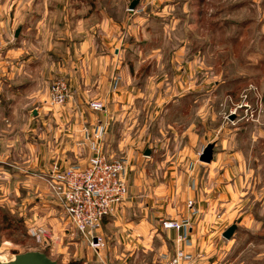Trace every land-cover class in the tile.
Listing matches in <instances>:
<instances>
[{
  "label": "rangeland",
  "instance_id": "1",
  "mask_svg": "<svg viewBox=\"0 0 264 264\" xmlns=\"http://www.w3.org/2000/svg\"><path fill=\"white\" fill-rule=\"evenodd\" d=\"M133 1H78L84 20H73V40L80 39L77 29L81 24L87 30L92 28L93 33L100 30L99 10L120 23L118 51L124 55L126 72L123 79L115 77L113 87L116 89V82L122 80L126 99L89 100L86 104L95 112L97 121L83 128V147L78 152L83 160L77 157L68 165H57L63 168L85 164L93 154L91 134L96 125L103 123L108 127L103 151L109 159L125 158L128 166L145 169L143 177L151 175L154 184L162 179L163 185L174 191L178 178L180 192H187L186 187L194 189L191 179H183L187 168L192 171L189 175L197 179V189L213 188V178H207V171L220 156L221 183L223 188L230 183L237 186L238 201L237 208L225 219L226 224L215 228L220 243L213 246L216 252L212 253L210 264H264V0H137L131 8ZM61 30L56 36L65 41L67 36ZM0 44L1 57V34ZM57 80H65L69 87L64 104L53 103L50 97ZM47 91L51 105L63 106L71 96L69 80L56 76L43 93ZM46 101L41 93L39 104ZM91 102L102 103L103 111H95ZM23 122H15L13 133L27 134L28 139H33L31 131L22 130L26 126ZM2 136L0 154L6 149ZM209 144H214L213 159L206 163L200 157ZM15 161L14 167L0 165L19 171L17 153ZM54 165L38 174L39 190L34 188L33 178L37 176L0 177L1 260L38 250L64 264L62 250L68 243H78L83 258L70 257L67 263L83 264L92 252L100 264H168L176 242L166 238L161 220L183 218L161 217L156 230L159 237L150 247L139 248L124 242L122 224L113 217L98 232L103 245L96 253L88 239L70 223L45 179ZM170 166L177 171L173 175L165 173ZM226 170L232 173L226 175ZM203 175L206 177L202 179ZM38 203L39 210H47L45 216L62 219V228L66 230L63 240L55 236L53 226L39 224L41 211L30 209ZM187 205L192 209L193 199L187 200ZM233 224L237 228L227 239L223 233ZM165 241L167 249L162 252Z\"/></svg>",
  "mask_w": 264,
  "mask_h": 264
},
{
  "label": "crops",
  "instance_id": "2",
  "mask_svg": "<svg viewBox=\"0 0 264 264\" xmlns=\"http://www.w3.org/2000/svg\"><path fill=\"white\" fill-rule=\"evenodd\" d=\"M78 1L82 0H0V34L4 40L0 57V135L6 142V149L0 154V164L14 167L16 153L21 163L19 171L0 165V177L21 176L24 177L22 179H29L33 175L37 176L33 179L36 180L34 188L38 190L40 171L52 164L68 165L78 157L83 147V128L97 121L95 112L86 103L99 98L126 99L120 83L122 80L116 82V89L113 87L115 77L121 76L123 79L126 72L124 55L118 51L121 48L120 34L117 33L120 23L104 10H99L102 17H97L100 19L97 27L100 30L95 31V34L92 28L87 30L81 24L80 29H77L80 39L73 40L71 33L74 21L84 18L78 10ZM86 20L83 21L85 24L88 23ZM60 28L67 36L65 41L56 36ZM56 76H65L69 80L71 96L63 106L51 105L49 97L46 98L48 91L43 93ZM41 93L42 98L47 99L42 106L39 104ZM18 119L25 121L23 123L26 126L22 130L31 131L33 139H28L27 134L13 133ZM17 131L20 132L19 126ZM14 147L19 148L14 150ZM213 162L207 171V178H213V188L201 186L197 189V179L189 175L192 171L187 168L188 175H184L183 179H191L194 184V189L186 187L187 192H180L179 178L175 181L177 191H174L163 185L162 179L154 184L151 175L143 177L145 169L139 165H129L125 200L115 213L106 218L103 225L106 226L115 217L113 220L122 224L125 243L147 248L157 239L156 230L161 217L188 219L189 239L183 245L198 255L199 264H210L212 253L216 252L213 246L220 243L215 228L226 224L225 219L237 208L238 201L237 186L230 183L223 188L218 171L220 156ZM173 168L168 167L165 173L175 174L177 171L174 172ZM225 173L232 172L226 170ZM204 177L206 175L202 179ZM189 199L194 201L192 209L187 205ZM37 205L41 206L38 203L30 209L41 211L37 213L42 220L39 224L53 226L57 231H54L55 236L63 240L66 230L62 228V219H50V216H45L47 210H39ZM64 223L66 227L68 222ZM69 228L73 229L70 223ZM163 231L170 242H174L179 234L175 230ZM164 243L162 252L167 249V242ZM70 244L62 250L64 264L70 257L83 258L84 253L78 243ZM83 264H100V261L89 252Z\"/></svg>",
  "mask_w": 264,
  "mask_h": 264
},
{
  "label": "built area",
  "instance_id": "3",
  "mask_svg": "<svg viewBox=\"0 0 264 264\" xmlns=\"http://www.w3.org/2000/svg\"><path fill=\"white\" fill-rule=\"evenodd\" d=\"M68 88L65 80L55 81L50 93L52 102L64 104L69 96ZM90 105L95 111H103L102 103L91 102ZM107 128L106 123L95 126L91 134L93 154L85 164L63 168L56 164L45 178L70 223L88 239L95 250L103 245L98 232L104 219L111 216L123 203L128 191L127 160L109 159L104 154L103 142ZM87 133L89 135L88 131ZM161 226L166 230L179 232L175 238V252L168 264H199L198 255L188 251L183 245L189 239V220L162 219Z\"/></svg>",
  "mask_w": 264,
  "mask_h": 264
},
{
  "label": "water",
  "instance_id": "4",
  "mask_svg": "<svg viewBox=\"0 0 264 264\" xmlns=\"http://www.w3.org/2000/svg\"><path fill=\"white\" fill-rule=\"evenodd\" d=\"M137 0L133 1L131 8L135 7ZM214 144H209L201 154L200 160L206 163L211 162L213 159ZM149 154V151H146ZM237 228L236 224L231 225L224 233L223 236L227 239L231 238ZM0 264H59L57 260L52 259L46 253L38 250L26 251L15 255L8 260H0Z\"/></svg>",
  "mask_w": 264,
  "mask_h": 264
},
{
  "label": "trees",
  "instance_id": "5",
  "mask_svg": "<svg viewBox=\"0 0 264 264\" xmlns=\"http://www.w3.org/2000/svg\"><path fill=\"white\" fill-rule=\"evenodd\" d=\"M108 217H109V216H108ZM108 217H106V218H108ZM106 218L104 219V222H105ZM104 222H103V224H104ZM67 264H72V263H67Z\"/></svg>",
  "mask_w": 264,
  "mask_h": 264
},
{
  "label": "bare ground",
  "instance_id": "6",
  "mask_svg": "<svg viewBox=\"0 0 264 264\" xmlns=\"http://www.w3.org/2000/svg\"><path fill=\"white\" fill-rule=\"evenodd\" d=\"M0 260H1V258H0Z\"/></svg>",
  "mask_w": 264,
  "mask_h": 264
}]
</instances>
